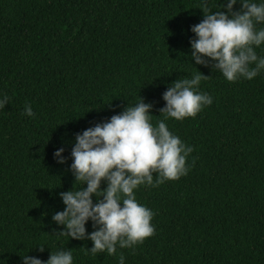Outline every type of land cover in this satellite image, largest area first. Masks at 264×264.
Instances as JSON below:
<instances>
[{
    "label": "trees",
    "instance_id": "trees-1",
    "mask_svg": "<svg viewBox=\"0 0 264 264\" xmlns=\"http://www.w3.org/2000/svg\"><path fill=\"white\" fill-rule=\"evenodd\" d=\"M200 9L201 0H0V264L58 250L72 251L73 264H119L121 254L125 264H264V71L228 82L195 65L190 28ZM256 52L264 56V45ZM197 70L213 103L165 120L193 148L189 171L135 193L154 212V234L115 255L59 235V194L81 187L69 170L75 135L139 98L153 105L155 125L167 86ZM60 147L63 165L53 158Z\"/></svg>",
    "mask_w": 264,
    "mask_h": 264
},
{
    "label": "clouds",
    "instance_id": "clouds-1",
    "mask_svg": "<svg viewBox=\"0 0 264 264\" xmlns=\"http://www.w3.org/2000/svg\"><path fill=\"white\" fill-rule=\"evenodd\" d=\"M208 2L201 0L203 19L190 28L194 34L189 40L191 61L219 71L228 82L253 80L264 71V56L256 52L264 45V27H257L264 25V0H223L215 11ZM237 4L240 8L235 10ZM197 72L191 79L167 86L160 109L165 118L155 125L150 122L153 105L139 98L134 106L127 105L107 121L75 135L69 170L81 187L59 194L64 208L51 217L62 228L59 235L91 241L93 246L86 251L93 255H115L117 247L134 249L154 234V212L139 203L135 193L142 185L155 187L189 171L186 161L193 148L171 132L165 120L195 118L213 103L209 94L199 90L202 77H207ZM7 104L8 97L0 96V109ZM24 114L35 115L30 105H25ZM63 152L60 147L53 153L61 165L66 163ZM89 222L91 232L86 229ZM28 253L20 256L22 264H73L70 250L50 253L46 261ZM119 264H125L123 254Z\"/></svg>",
    "mask_w": 264,
    "mask_h": 264
}]
</instances>
